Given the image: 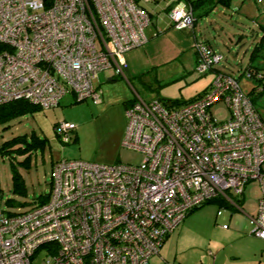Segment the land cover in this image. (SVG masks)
Listing matches in <instances>:
<instances>
[{
  "label": "built area",
  "instance_id": "obj_1",
  "mask_svg": "<svg viewBox=\"0 0 264 264\" xmlns=\"http://www.w3.org/2000/svg\"><path fill=\"white\" fill-rule=\"evenodd\" d=\"M154 1L0 0V103L24 98L46 108L66 92L98 101L94 77L145 43ZM164 7L171 26L192 27L186 1ZM192 45L199 73L222 58L200 39ZM217 101L225 118L210 110ZM124 116L121 144L139 151V162L61 157L46 199L17 212L1 206L0 188V264H29L40 249L45 264H150L190 210L215 197L239 207L230 195L251 179L260 188L251 232L264 239V119L234 76L215 73L179 104L135 93ZM74 126L54 128L64 141Z\"/></svg>",
  "mask_w": 264,
  "mask_h": 264
},
{
  "label": "rangeland",
  "instance_id": "obj_2",
  "mask_svg": "<svg viewBox=\"0 0 264 264\" xmlns=\"http://www.w3.org/2000/svg\"><path fill=\"white\" fill-rule=\"evenodd\" d=\"M165 1L146 4L151 12V22L145 26V32H148L152 22L158 21L159 25L168 23ZM263 15L264 0H230L228 6L216 4L206 14L196 17L192 28L194 35L207 38L220 52L222 58L215 67L236 76L244 90L252 82L245 78L241 70L248 61L251 44L258 36L256 22ZM156 68V78L152 76L155 73L153 69L146 73L141 83H135L132 78L130 84L120 74H114L113 70L103 69L93 79V85L99 91L98 101L94 102L90 97L75 100L70 92H66L55 106L39 107L0 123V143L18 134H23L28 141L31 135L45 138L42 149L33 146L18 151L16 148H23L26 143L17 142L0 152L1 206L10 211L27 209L41 193L47 192L51 161L60 157L105 163L139 162L142 154L121 144L125 127L122 100L137 93L144 99L162 97L184 101L206 85L207 89L214 77L208 70L197 72L190 57L184 54ZM262 81L264 83V77ZM253 104L264 119V93L256 97ZM210 110L216 119L227 115L222 101L214 102ZM62 120L75 124L67 142L58 138L53 126L54 121ZM25 156L28 159L24 165L20 161ZM12 163L23 179L21 192L11 190ZM259 194L257 179H251L244 184L241 193L230 195L239 204V209L228 201L219 206L210 202L194 209L168 234L158 253L149 257V263L194 264L205 261L212 264H263L264 239L251 232ZM7 198L12 204L6 202ZM44 256L43 249L36 251L29 264H45Z\"/></svg>",
  "mask_w": 264,
  "mask_h": 264
},
{
  "label": "trees",
  "instance_id": "obj_3",
  "mask_svg": "<svg viewBox=\"0 0 264 264\" xmlns=\"http://www.w3.org/2000/svg\"><path fill=\"white\" fill-rule=\"evenodd\" d=\"M184 1H186L190 5V7L193 11V16H194L193 24H194V20L196 17L201 16L203 14H206L208 11L213 9V7L216 4L228 6L230 3V0H184ZM193 24H192V27H193ZM256 24H257V28H258V36L256 39L253 40L251 47L249 49V53H248V61L246 62V64L243 66V68L241 70L244 73L245 78L249 79L252 82L250 87L247 90H245L247 92V94L249 95L252 103L256 97H259L260 95H262L264 93V83L262 81L263 77H264V15L260 21L256 22ZM200 40H202V39H200ZM202 42H204L211 50H215V48L210 43H208L207 41L202 40ZM3 48H4V45L0 42V50H2ZM195 63H196V51H195ZM194 66H195V64H194ZM207 70H212L213 74H215L217 72L228 73V72H225V71L219 69L218 67H215V64ZM230 75H232V74H230ZM232 76H234V75H232ZM234 78L236 79V81L239 84L238 78L236 76H234ZM239 86H241V85L239 84ZM205 88L203 90L199 91L198 93H196L195 95H193L191 98L186 99L184 101H187V100L194 98L195 96L200 94L202 91H204ZM156 98H158L164 102H174L176 104L184 102V101H179V100L170 99V98L169 99L162 98V97H156ZM39 107L40 106L33 104L32 102H30L24 98H16V99L7 100L5 102H1L0 103V123H3V122H5V121H7V120H9L15 116H18V115L23 114L25 112L32 111V110L39 108ZM56 123H57V121H54V123H53L54 127H55ZM72 131H73V129L69 130V134ZM58 138L62 142H64V141L67 142L69 139V136L64 141L59 136H58ZM17 142H23V143L25 142L26 143V145L23 148L17 147L16 150H18V151L19 150L23 151L24 149H28V148L33 147V146H38L39 148L42 149V147L45 143V138L31 135V139L28 141V140H26V138L23 134L22 135H20V134L14 135V136L10 137L9 139H6L0 143V152L6 151L7 147H9V146H11ZM66 158H68V157H66ZM27 159H28V156H25L23 158V160H21L20 162L25 165L27 162ZM57 159H59V158H57ZM57 159L51 161L50 171H51L53 163ZM10 169H11V190L15 191V192L23 191L24 187L22 184V182H23L22 176L17 171L16 166L13 163L10 165ZM50 174H51V172H50ZM49 182H50V180H49ZM46 195H47V192L41 193L39 195L38 199L36 201H34L29 207L43 202L46 199ZM6 202L8 204H12L10 198H7ZM210 202H215V203H218L220 205L221 203H224V200L220 197H215V198L209 199L204 204L210 203ZM200 206H198V207H200ZM198 207L193 208L189 212L193 211L194 209H196ZM7 211H9V210H7ZM19 211H22V210H19ZM10 212H17V211H10Z\"/></svg>",
  "mask_w": 264,
  "mask_h": 264
},
{
  "label": "crops",
  "instance_id": "obj_4",
  "mask_svg": "<svg viewBox=\"0 0 264 264\" xmlns=\"http://www.w3.org/2000/svg\"><path fill=\"white\" fill-rule=\"evenodd\" d=\"M195 20H194L193 27L195 26ZM149 23L147 25H149ZM192 28L177 29L171 26L169 24V21L167 24H164V25H159L158 21L152 22L151 27L149 28L148 32L144 31L147 37V40L145 41V43L140 46L133 47V48H130L124 51L120 56L116 57L115 60H112L111 66H109L108 69H111L110 72H112L113 70L114 74H120L125 79V81L130 84L132 83V78L134 79L133 81L135 83H141L142 81H144L142 80V78L145 77L146 73L152 71L153 69L154 70L157 69L156 67L164 66L166 62H168L172 58L178 57L179 55L181 56L183 54L188 55L191 59V64L194 67L195 51L192 45L193 40L196 38V39H202L203 41H207L208 43L209 41L205 37H198L194 35V33L192 32ZM188 49H190L191 51L189 52ZM115 66H119L120 72L116 73L114 71ZM208 71L213 73L212 70H208ZM154 72L155 73H153L152 76L153 78H156L158 74L157 70H155ZM112 77H113V74L111 73L110 79H112ZM206 86H204V88ZM97 90L98 89L96 88V91ZM97 92L99 94V91ZM132 97L130 98L127 97L122 100L123 108L126 102H128ZM226 202L227 200H224V203H221V205L229 203L233 207H236L238 209L240 208V206L237 207L229 201L227 203ZM216 204L219 206L218 203ZM183 220L185 219H182L181 221ZM181 221L179 223H181ZM178 224L175 226V228H177ZM178 235L176 236V238L178 237ZM173 260H175L174 257H173ZM199 262H205V261H199ZM197 263H194V264H197ZM246 264H251V263L246 262ZM253 264H259V263L256 262Z\"/></svg>",
  "mask_w": 264,
  "mask_h": 264
}]
</instances>
